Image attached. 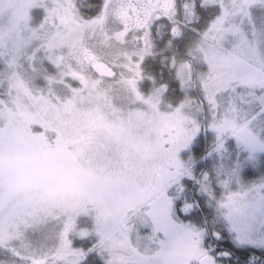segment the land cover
<instances>
[{
	"label": "snow or ice",
	"instance_id": "snow-or-ice-1",
	"mask_svg": "<svg viewBox=\"0 0 264 264\" xmlns=\"http://www.w3.org/2000/svg\"><path fill=\"white\" fill-rule=\"evenodd\" d=\"M24 7L0 15V97L90 77L118 128L69 145L68 168L42 123L39 152L6 146L0 115V264H264V0ZM157 20L177 46L159 82Z\"/></svg>",
	"mask_w": 264,
	"mask_h": 264
},
{
	"label": "rangeland",
	"instance_id": "rangeland-1",
	"mask_svg": "<svg viewBox=\"0 0 264 264\" xmlns=\"http://www.w3.org/2000/svg\"><path fill=\"white\" fill-rule=\"evenodd\" d=\"M82 3V10L87 12L89 0H78ZM126 4L136 5L138 0H123ZM144 11V10H142ZM148 15L147 11H144ZM0 15L27 16V8L24 7V0H0ZM169 31L164 20L153 21L151 24V49L146 55L143 62L142 72L148 70V64H153L156 54L154 51L156 40L168 37ZM132 46L129 45V48ZM162 72L168 71L171 75L169 63L165 57L160 61ZM75 80L69 81L71 94L55 89L35 88L30 89L27 85L22 87L21 94L14 100L9 101L7 96L0 97V102L5 103V115L7 121L12 125L11 133L5 139V144L15 145L22 144L23 151L27 153H37L40 151L41 134L28 128L29 124L33 127L42 123L49 129V137L55 132L56 140L63 142V150L59 155V159L66 162L68 168L78 167L76 163V153L69 149V145H77L80 141L93 139L99 135H103L114 131L118 128L115 121L111 120L108 113L100 110L95 100L98 93L94 94L93 82L90 77H83L84 82L90 89L87 94L74 84ZM87 121H90L93 128L89 127ZM47 143V139L44 140ZM51 151V146L49 145ZM39 194V193H37ZM64 195L70 193L65 190Z\"/></svg>",
	"mask_w": 264,
	"mask_h": 264
},
{
	"label": "flooded vegetation",
	"instance_id": "flooded-vegetation-1",
	"mask_svg": "<svg viewBox=\"0 0 264 264\" xmlns=\"http://www.w3.org/2000/svg\"><path fill=\"white\" fill-rule=\"evenodd\" d=\"M168 40H169V35H168V37L164 36L163 39L156 40L155 47H154L156 57H155V59H153V63H157L158 65L161 64L160 61H161L162 57H165L167 62L169 63V58L176 51L177 46L175 45V43L172 46H169ZM149 65L150 64H148V66ZM143 74L147 77L149 76V74H146L145 72ZM164 75H165V73H164ZM154 76H156V75H154ZM87 124L89 127L93 128V125L91 124L90 121H87Z\"/></svg>",
	"mask_w": 264,
	"mask_h": 264
},
{
	"label": "trees",
	"instance_id": "trees-1",
	"mask_svg": "<svg viewBox=\"0 0 264 264\" xmlns=\"http://www.w3.org/2000/svg\"><path fill=\"white\" fill-rule=\"evenodd\" d=\"M162 65L161 64H157V63H153L152 65L150 64L148 67V70L146 71V74H149L148 77H154L158 82L159 81H167L170 79L171 75L168 73V71H165V75L164 72H162ZM156 75V76H154ZM74 82V81H73ZM145 83H150V81H145ZM75 84V82H74ZM44 87L42 84L37 83L35 88H42ZM1 98H4L1 97Z\"/></svg>",
	"mask_w": 264,
	"mask_h": 264
}]
</instances>
